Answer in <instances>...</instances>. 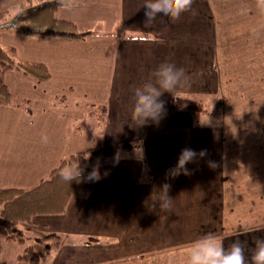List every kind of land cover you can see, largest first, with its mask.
Wrapping results in <instances>:
<instances>
[{
    "label": "crops",
    "instance_id": "0c3cea01",
    "mask_svg": "<svg viewBox=\"0 0 264 264\" xmlns=\"http://www.w3.org/2000/svg\"><path fill=\"white\" fill-rule=\"evenodd\" d=\"M68 1L55 18L89 32L83 39L0 32L2 49L50 75L37 82L3 72L11 100L0 104V189L35 188L92 141L86 149L101 154L87 197L72 196L62 214L37 215L28 224L60 238L44 264H186L191 242L209 232L225 247L238 238L251 264L254 241L264 237V103L243 107L235 99L228 109L227 102L220 123L208 125L174 108L177 96L192 102L222 90L227 100L224 54L236 44L227 42L234 30L226 15L250 2L192 0L174 21L163 18L167 26L154 18L144 27V0ZM252 5L264 22V0ZM254 31L263 37L264 24ZM163 59L184 66L190 85L164 91L162 118L138 125L129 116L130 93ZM185 146L207 151L186 163L188 173L166 174ZM165 181L171 209L150 210Z\"/></svg>",
    "mask_w": 264,
    "mask_h": 264
},
{
    "label": "trees",
    "instance_id": "16d2710c",
    "mask_svg": "<svg viewBox=\"0 0 264 264\" xmlns=\"http://www.w3.org/2000/svg\"><path fill=\"white\" fill-rule=\"evenodd\" d=\"M68 3V0H39L35 4L28 2L20 6L10 20L1 22L0 30L35 38L83 39L89 32H79L74 23L55 18L56 10ZM6 70L32 77L37 82H45L50 77L45 66L16 61L12 50L7 51L0 47V104L5 105L11 100V95L2 80L3 72ZM174 108L197 114L206 113L200 105H193L189 99L178 96L174 99ZM101 111L102 119L105 109L101 108ZM84 151L62 159L49 176L31 190L0 189V238L16 241L22 245L25 239L18 233L16 235V230L19 231L18 225L31 224V219L37 215L62 214L70 197L84 198L89 195L94 183L83 182V176L90 169H94L97 175V161L101 154L96 148ZM74 158L79 159L80 164L83 165V172L79 179L67 181L61 173ZM38 232L34 231L35 234L37 233L34 244L24 247L19 256L31 264H38L42 257L48 255L52 249L55 250L61 243L60 238L55 234ZM48 241H52L50 245L46 244Z\"/></svg>",
    "mask_w": 264,
    "mask_h": 264
},
{
    "label": "clouds",
    "instance_id": "9594fccd",
    "mask_svg": "<svg viewBox=\"0 0 264 264\" xmlns=\"http://www.w3.org/2000/svg\"><path fill=\"white\" fill-rule=\"evenodd\" d=\"M192 0H144L139 9L140 22L144 27H149L154 18L159 19L161 23L163 18L174 21L181 12L190 8ZM195 14V9L192 10ZM190 85L189 75L182 65H177L169 59L161 60L155 68L150 71V76L137 89L130 93L129 116L132 120L138 121V125L149 122L158 123L166 112L165 100L161 99L164 91L173 94L174 90L185 88ZM44 138V137H42ZM93 143V141H92ZM91 143V144H92ZM85 145L76 149H86L91 146ZM206 149H193L191 147H182L178 153L176 163L166 170V174L176 175L180 171L188 173L190 170L185 167L186 163L193 160L198 154L203 156ZM87 152V151H84ZM83 152V153H84ZM88 155V153H87ZM87 155H84L85 157ZM209 166H215L212 160L207 161ZM83 172V165L79 159L74 158L63 170L62 176L67 181L79 179ZM97 176L94 169H90L83 176V182L95 183ZM169 183L163 182L155 198L151 199L149 209H158L166 211L171 209L173 197L169 195ZM246 250L243 243L237 238L233 239L227 247L213 233H204L194 239L189 248L186 264H249L245 259ZM251 264H264V237H257L254 241V247L250 253Z\"/></svg>",
    "mask_w": 264,
    "mask_h": 264
},
{
    "label": "rangeland",
    "instance_id": "374dc122",
    "mask_svg": "<svg viewBox=\"0 0 264 264\" xmlns=\"http://www.w3.org/2000/svg\"><path fill=\"white\" fill-rule=\"evenodd\" d=\"M38 1L0 0V23L10 20L20 6L26 5L28 2L35 4ZM248 2L250 3L235 7L236 9L234 11L228 12L226 15V18L228 17V29L234 30L229 31L234 36L227 37V42L229 45L236 44L232 51L229 49L224 54V63L227 68L222 70V74L226 75V78L223 79L226 80V90L229 93L227 100L224 99L226 96H224L222 90L214 95L194 98L192 103H200L206 111V113L195 115L197 124H219L221 118L220 113L224 105L228 102V109H233L235 107V99H237V102L243 100V107L251 106V100L260 99L264 103V36L252 35L255 32L254 26L264 24V22H262L263 20L259 22V16L261 19V14L259 13L256 16V12H254L256 6L252 5V0H248ZM0 32L7 31L0 30ZM235 38L237 42H234ZM237 93L241 96L239 97ZM262 102L259 103L262 104ZM27 226L28 224H20L18 225L19 231L16 230V235L18 233L25 239L22 245L16 241L0 238V264H31L19 256H21L24 247L34 244V237L37 235L34 231H40L38 233L42 232L43 234L47 233L40 229H31ZM48 242L46 244L50 245L52 241ZM41 243L42 245L44 244L42 241ZM58 248L55 250L52 249L50 253L53 251L55 253L58 252ZM49 254L42 257L38 264L46 263L48 258H50Z\"/></svg>",
    "mask_w": 264,
    "mask_h": 264
}]
</instances>
